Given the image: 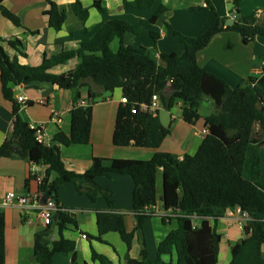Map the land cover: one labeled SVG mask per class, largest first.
<instances>
[{"label": "trees", "instance_id": "16d2710c", "mask_svg": "<svg viewBox=\"0 0 264 264\" xmlns=\"http://www.w3.org/2000/svg\"><path fill=\"white\" fill-rule=\"evenodd\" d=\"M4 1L0 0L3 16L16 26H22L19 16L7 9ZM205 1V6L191 7L195 11L207 8L214 14L213 24L201 35L185 36L165 23L185 48L179 52L161 53L163 64L149 54L147 47L126 44L124 37L127 33L138 36L143 28H149L156 46L161 37L155 28L157 20L168 11L164 5L150 18L135 24L121 19L108 20L78 49L45 56L39 66L24 65L17 57H11L1 44L5 40L0 37L3 93L13 103L15 124L0 148V156H21L32 164L47 166L42 191H50L57 204L52 223L35 235L34 264H52L54 256L61 252L71 253L73 261L76 260L75 242L62 234L64 226L75 223V219L69 209L59 204V186L78 177L85 178L93 186L79 190L92 200L105 199L113 208L112 190L97 184L95 179L114 173L129 174L134 179L136 231L143 228L145 218L152 214L150 208L159 200L164 201L167 210L175 213L178 221L177 229L169 232L159 243L155 259L148 257L144 247L140 258L128 256L126 264H218L222 235L211 224V219L223 217L228 210L236 208L251 216L252 233L232 245L229 264H264V198L257 184L259 177L245 171L248 153L257 146L264 147V73L260 78L250 77L243 87L235 89L198 61L199 52L208 47L216 35L233 31L248 44L258 36L264 37V22L257 17V11L240 15L243 0H233L232 13L240 17L234 24L227 25V20L219 15L212 0ZM47 2L49 8L45 14L49 25L59 31L67 13L54 0ZM154 3L155 0H125L124 5L137 11L150 9ZM93 5L101 12L106 11L100 1ZM71 7L85 24L89 9L80 0L73 2ZM116 38H119L120 46L114 51L111 43ZM7 42L16 50L23 47L18 38H10ZM74 57L79 59L74 70L63 74L50 72L53 67ZM34 81L49 82L75 91L71 131L69 134L58 132L54 137L56 144L52 146L36 139L35 131L20 114L21 103L15 97L14 87ZM82 87L88 88V101L92 102L89 106L81 104ZM96 87L102 92L119 88L128 99L126 104H120L117 112L113 140L119 146L158 148L170 134V127L162 125L159 115L139 110L142 103L152 101L153 95H158L163 107L170 111L182 102L183 119L189 124H195L201 117L199 108L203 97L207 96L214 102L215 110L206 118L208 133L193 155L185 154L180 159L175 154L158 151L149 160L97 157L87 172L79 174L67 169L60 146L90 142L93 101L99 96ZM28 104L31 105L30 102ZM133 106L138 108L135 113L132 112ZM257 124L261 132L258 137ZM161 172L164 189L159 194L157 181ZM34 178L29 175L27 186ZM98 223L104 233L119 232L128 249L131 248L134 233L127 231L123 213L99 211ZM55 228L60 238L52 240ZM5 229V213L0 209V264H6ZM92 256L100 264H114L107 256L95 251Z\"/></svg>", "mask_w": 264, "mask_h": 264}, {"label": "crops", "instance_id": "0c3cea01", "mask_svg": "<svg viewBox=\"0 0 264 264\" xmlns=\"http://www.w3.org/2000/svg\"><path fill=\"white\" fill-rule=\"evenodd\" d=\"M67 13V19L61 30L57 31L49 25V8L47 0H6L3 5L21 19L22 26H16L3 16L0 4V37L5 51L11 57H17L21 64L39 66L45 56L52 57L63 51L76 50L81 43L89 40L108 20L121 19L135 24L141 19L150 18L157 9L164 5L168 11L157 20L156 29L161 37L156 46L150 35V29L142 30L135 36L127 33L126 44L143 45L149 54L163 64L161 53L183 51L184 44L166 28L168 22L174 29L181 30L189 36H199L214 22V14L210 9L195 11L191 7L205 6V0H155L152 8L134 10L126 8L125 0H80L89 9V17L84 24L73 12L72 3L76 0H54ZM100 1L106 8L105 12L94 7V2ZM133 1V0H127ZM219 15L226 20H238L240 15H248L257 11V17L264 22V0H243L240 15L232 13L233 0H212ZM175 37V38H174ZM18 38L22 41L21 50L8 45L7 40ZM143 38L144 40H140ZM119 38L114 39L111 47L117 51ZM198 61L202 67L224 79L232 88L243 87L250 77L260 78L264 73V37L258 36L253 42L245 44L241 36L233 31H224L216 35L211 43L199 52ZM79 59L74 57L64 64L53 67L50 72L63 74L76 68ZM97 90H99L96 87ZM15 97L22 95L27 104L21 103L20 114L31 123L43 124L48 136L53 139L58 132L69 134L71 131V110L75 106V91L60 88L58 85L34 81L29 85L14 87ZM82 99L88 98V88L80 89ZM123 91L115 89L112 92H102L93 101L92 130L88 144L61 145V155L68 170L79 174L87 172L94 158L149 160L158 151L169 152L180 159L185 154H195L208 133L206 118L214 110V102L207 96L202 98L199 112L201 117L195 124H189L183 119V103L179 102L172 110L170 134L166 136L161 146L140 147L134 145L119 146L114 143L113 134L117 112L122 103ZM18 100V99H17ZM31 103L28 104V103ZM14 123L13 103L6 99L3 93L0 68V148L12 131ZM258 133L260 125L257 124ZM51 145V146H52ZM251 150L247 156L245 171L262 179L264 157L260 151ZM261 149V150H260ZM34 164L21 156H0V209L6 218V264H34L33 252L35 235L46 228V224L38 215L36 209H22L19 205H2L4 197L9 192L24 195L37 190L36 177L27 186V180ZM46 167L47 166H41ZM257 181L260 193L264 198V182ZM96 183L109 188L113 193L111 208L105 199L92 200L79 188H88L93 183L78 177L74 181L62 183L58 188L59 204L69 209L75 223L67 224L62 231L66 239L75 242L76 260L71 253H57L52 264H100L93 259V251L107 256L114 264H126L127 258H140L145 247L148 257L155 259L159 243L171 232L177 229L178 221L175 213L165 208L163 200L150 208L152 214L145 218L143 228L136 231L133 194L135 182L131 175L114 173L110 176H98ZM262 185H260V182ZM158 192L163 193L164 183L162 172L159 174ZM54 199V197L50 196ZM41 203H45L43 196ZM117 211L125 215V225L128 232L134 233L132 246H128L119 232H102L98 223L99 211ZM211 224L222 235L218 264H229L231 247L252 233L250 224L241 228L237 213H227L225 216L211 219ZM55 228L51 239H59ZM264 252V246H263Z\"/></svg>", "mask_w": 264, "mask_h": 264}, {"label": "built area", "instance_id": "2783aa9c", "mask_svg": "<svg viewBox=\"0 0 264 264\" xmlns=\"http://www.w3.org/2000/svg\"><path fill=\"white\" fill-rule=\"evenodd\" d=\"M17 99L20 103L27 104L24 96L20 95L17 97ZM121 101L122 104H126L128 102V99L127 97L123 96ZM91 103L92 102L88 101V98L83 99L81 101V104L84 106H89ZM161 108L164 107L160 98L158 97V95H153L152 101L150 103H142L139 107V110L143 112H148L154 116H158ZM137 109L138 108L136 106H133L132 112H137ZM30 127L35 131L36 139L40 143L48 146H51L53 144V139L48 136L47 132L45 131V126L43 124L31 123ZM45 169L46 167L42 168L41 166L35 164L34 166H32L30 174L36 177L35 179L38 183L37 190L28 192L24 195H19L16 192H9L5 195L2 205L14 204L19 205L24 210L36 209L38 215L44 221V224L49 225L53 221V215L54 211L57 209V204L56 201L52 198H49L46 203H41L42 196L44 195V192L42 191V181L45 177ZM227 213L238 214L239 224L241 228L249 224L250 220L252 219L249 213L242 211L241 208L230 209ZM197 225L198 223L196 224V226Z\"/></svg>", "mask_w": 264, "mask_h": 264}, {"label": "water", "instance_id": "95a60500", "mask_svg": "<svg viewBox=\"0 0 264 264\" xmlns=\"http://www.w3.org/2000/svg\"><path fill=\"white\" fill-rule=\"evenodd\" d=\"M234 23H235V21L233 19H229V20L226 21L227 25H232ZM159 118H160V121H161L163 126L170 127L171 122H172V114H171L170 110H168L166 108H161L160 111H159ZM14 126H15V124L13 123L12 124V130L14 129ZM50 196H51V192L50 191H46L44 193L43 200H44L45 203L50 198ZM56 219H57V215H55V220Z\"/></svg>", "mask_w": 264, "mask_h": 264}, {"label": "rangeland", "instance_id": "374dc122", "mask_svg": "<svg viewBox=\"0 0 264 264\" xmlns=\"http://www.w3.org/2000/svg\"><path fill=\"white\" fill-rule=\"evenodd\" d=\"M174 29V28H173ZM144 30L146 31V30H148V28H144ZM175 31H178V32H180V33H182L183 35H185V36H189L188 34H184V32H182L181 30H177V29H174ZM173 34V33H172ZM174 35V34H173ZM175 36V35H174ZM190 37H196V36H190ZM175 38V37H174ZM140 40H144L143 38H140ZM139 46H141V45H139ZM143 46V45H142ZM255 130H256V132H257V137L258 136H260V134L258 133V130H257V126H255ZM259 148H253L252 150H258ZM261 150V149H260ZM251 152V151H250ZM260 153H261V156H263L264 157V149H262V152L260 151ZM259 180H261V182L263 181L264 182V167H263V175H262V179H259ZM260 182V181H259ZM260 182V185H262V183Z\"/></svg>", "mask_w": 264, "mask_h": 264}]
</instances>
